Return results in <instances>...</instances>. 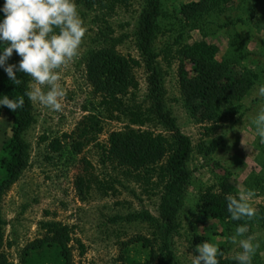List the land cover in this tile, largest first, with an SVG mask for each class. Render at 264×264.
Listing matches in <instances>:
<instances>
[{
	"label": "rangeland",
	"instance_id": "rangeland-1",
	"mask_svg": "<svg viewBox=\"0 0 264 264\" xmlns=\"http://www.w3.org/2000/svg\"><path fill=\"white\" fill-rule=\"evenodd\" d=\"M115 1L90 7L85 0H76L86 34L78 55L58 70L57 84L64 91V96L59 98L62 110L57 112L33 102L37 120L25 134L30 144V165L4 193L0 205L6 220L3 250L15 264H23L21 256L28 243L45 235L42 224L47 221L71 226L74 264H136L127 259V254L140 260L144 252L138 249V244L127 247L126 243L140 235L155 236L154 227L141 220L129 221L127 216L147 210L161 218L162 188L156 187L154 180H136L113 162H100L102 146L109 145L110 133L122 130L126 122L107 118L99 106L100 98L87 76L89 53L114 39L122 54L142 58L135 32L146 0ZM186 1L189 0H163V16L156 40V49L162 54L170 45V50L160 58L166 73L167 108L181 131L190 136L193 148L187 162L191 178L178 212L177 231L171 235L175 264H192L198 255L197 246L203 242L196 244V231L207 235L208 243L217 247L225 244V256L230 260L240 251L229 239L235 228L227 222L217 219L205 225L196 222L202 192L209 186H217L221 176L228 172L238 193L247 190L254 193L250 203L257 219L248 226L245 236L254 237V242L260 244L253 264H264V219L261 218L264 211V143L260 142L251 123L264 109V98L256 94L259 85L264 83V30H257L253 23L255 7L264 0H231L223 5L221 12L198 22L187 21L178 13L176 8ZM176 39H180L179 44ZM200 39L220 46L218 60L236 63L243 71L257 75L251 92L235 102L240 106L236 113H227L226 104H219L222 118L218 122H200L194 117L186 108L179 87V61L175 58L178 47ZM135 72L140 83L137 100L142 101L148 92V72L143 64ZM34 85L32 80L31 88ZM35 86L47 90V86ZM86 115H96L100 122L102 131L97 141L82 152L73 153L71 139L65 137L64 155L60 157L52 151L50 142L74 131ZM153 125L155 131L163 132L161 126ZM3 130L0 146L6 135ZM215 139L221 140L219 147L207 153V147ZM84 158L92 163L87 172L97 178L92 190L85 195L77 185Z\"/></svg>",
	"mask_w": 264,
	"mask_h": 264
},
{
	"label": "trees",
	"instance_id": "trees-1",
	"mask_svg": "<svg viewBox=\"0 0 264 264\" xmlns=\"http://www.w3.org/2000/svg\"><path fill=\"white\" fill-rule=\"evenodd\" d=\"M108 1L111 0H85V3L92 7ZM116 1L127 3L128 0ZM229 2L231 0H189L176 9L187 21L198 22L221 12L223 5ZM3 3L4 0H0V6ZM255 9L253 23L257 30H264V2ZM162 16L163 0H146L135 32L141 60L122 54L114 39L91 51L87 58V76L94 93L100 98L99 106L107 118L126 122L122 130L110 133L109 145L102 146L100 162H113L136 180H154L156 187L162 188L161 218L147 210L127 216L129 221L141 220L154 227V237L140 235L126 243L127 247L138 244V249L144 252L140 260L127 254V259L136 264H175L171 235L177 231L178 212L191 178L187 167L193 150L191 138L181 131L166 104V73L160 58L170 50V45L165 47L163 54L156 49ZM2 18L3 13H0ZM176 42L180 43V39ZM219 51L220 46L216 43L200 39L178 47L175 57L179 61L177 74L185 106L200 122L221 120L220 103L226 104L227 113H236L240 106L235 102L248 95L256 81L255 73L243 71L236 63L218 60ZM19 60L14 50L8 63L17 64ZM142 64L148 72V92L145 99L138 101L140 83L135 69ZM17 75L19 84L10 81L0 68V97L8 95L13 99H24V106L15 112L6 106L0 107V132L3 128L7 135L0 146V205L4 193L30 165V144L25 134L37 120L33 101L24 95L31 89L32 78L24 73ZM153 124L161 126L163 132L155 131L151 127ZM101 131L97 116L86 115L74 131L53 139L50 149L60 157L64 155L63 139L67 137L71 139L72 152L80 153L87 145L97 141ZM220 142V139L212 141L206 152H214ZM83 162L77 185L80 193L85 195L92 190L97 178L87 172L92 166L91 161L84 158ZM99 183L104 184L103 181ZM228 195H238L229 172L221 176L217 186H209L202 192L196 222L205 225L209 220L217 219L234 228L242 224L251 226L257 219L256 215L251 219L231 218L227 210ZM261 218L264 219V211ZM5 224L0 206V264H15L3 250ZM42 225L45 235L24 247L21 256L23 264H74L71 226L55 220ZM194 235L196 244L209 238L197 231ZM225 246L221 244L218 247V264H238L225 256Z\"/></svg>",
	"mask_w": 264,
	"mask_h": 264
},
{
	"label": "clouds",
	"instance_id": "clouds-1",
	"mask_svg": "<svg viewBox=\"0 0 264 264\" xmlns=\"http://www.w3.org/2000/svg\"><path fill=\"white\" fill-rule=\"evenodd\" d=\"M0 68L10 81L20 83L17 73L29 75L35 85L25 96L57 112L62 110L60 97L64 91L57 84L58 70L78 55L86 34V27L79 15L76 0H4L0 6ZM6 45V46H4ZM20 57L17 64L8 63L13 52ZM257 96L264 98V83L258 87ZM13 112L24 106L23 97H0V107ZM255 133L264 143V109L251 121ZM254 193L240 191L237 196L228 195L227 210L233 220L251 219L256 211L250 203ZM246 224L237 225L229 237L240 251L233 257L238 264H253V257L260 248L254 237L245 236ZM198 255L192 264H218L219 249L215 244L203 242L197 246Z\"/></svg>",
	"mask_w": 264,
	"mask_h": 264
}]
</instances>
